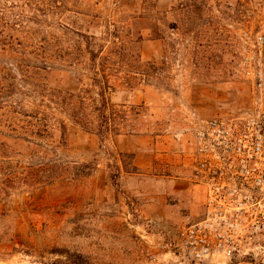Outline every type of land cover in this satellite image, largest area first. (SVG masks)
I'll use <instances>...</instances> for the list:
<instances>
[{
  "label": "rangeland",
  "instance_id": "374dc122",
  "mask_svg": "<svg viewBox=\"0 0 264 264\" xmlns=\"http://www.w3.org/2000/svg\"><path fill=\"white\" fill-rule=\"evenodd\" d=\"M258 69L264 0H0V264H182L189 127L252 106Z\"/></svg>",
  "mask_w": 264,
  "mask_h": 264
},
{
  "label": "built area",
  "instance_id": "2783aa9c",
  "mask_svg": "<svg viewBox=\"0 0 264 264\" xmlns=\"http://www.w3.org/2000/svg\"><path fill=\"white\" fill-rule=\"evenodd\" d=\"M252 106L236 115L195 118L182 149L204 194L201 220L160 228L167 253L218 264L264 250V73L254 77ZM186 163V162H185ZM186 165V164H185ZM147 226L159 222L147 219ZM220 264V263H219Z\"/></svg>",
  "mask_w": 264,
  "mask_h": 264
},
{
  "label": "crops",
  "instance_id": "0c3cea01",
  "mask_svg": "<svg viewBox=\"0 0 264 264\" xmlns=\"http://www.w3.org/2000/svg\"><path fill=\"white\" fill-rule=\"evenodd\" d=\"M158 42H159L158 39L153 38L150 35H147V37L143 40V44H144L145 47L146 46L155 45ZM143 58H147L148 59V58H151V57L150 56L149 57L148 56L146 57V56L143 55ZM179 167H186V165L183 163V161L181 160V158L179 160Z\"/></svg>",
  "mask_w": 264,
  "mask_h": 264
}]
</instances>
